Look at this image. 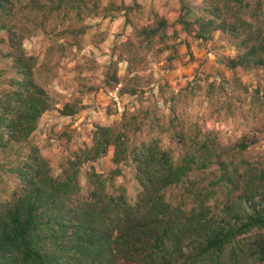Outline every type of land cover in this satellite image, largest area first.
I'll return each mask as SVG.
<instances>
[{"label":"trees","instance_id":"obj_1","mask_svg":"<svg viewBox=\"0 0 264 264\" xmlns=\"http://www.w3.org/2000/svg\"><path fill=\"white\" fill-rule=\"evenodd\" d=\"M232 4L241 6L242 12L252 7L253 0L247 4L245 0H203L202 7L183 4L185 16L178 23L188 34L196 33L199 40H212L211 33L217 30L239 40L240 54L228 59V68L264 69V20L260 19L264 4L255 0L251 15L258 26L254 30ZM99 8L94 0H0V30H7L8 43L15 49L3 58L11 60L12 69L23 77L9 80L12 90L0 93V153L30 144L29 137L54 106L51 95L34 78L37 58L27 55L22 46L25 37L20 34L32 38L38 29L48 32L56 22L54 31L62 26L63 33L79 38L87 31L81 22L86 16H98ZM139 11L143 14L141 6ZM201 11L206 16L199 15ZM156 23L155 27H137V42H131L127 50L138 51L140 41L149 47L160 43L162 51L174 48L168 41L180 38V32L170 38L168 22L157 19ZM185 92L191 99L204 92L213 105H219L213 97L228 95L224 85L215 83L197 82ZM131 94L136 90L131 89ZM239 102L234 92L217 110L226 108L235 114ZM253 104V112L264 109L260 91ZM76 113L72 107L64 110L67 116ZM154 113L145 110L120 126L97 123L93 143L75 152L62 177H55L40 149L33 147L22 156L10 170L11 175L16 174L17 186L0 201V264H264V161L251 162L220 149L211 139L199 140L198 134L191 137L184 132H176L185 149L177 158L156 136L169 128L158 116L152 117ZM176 120L178 117L171 119L170 125ZM130 129L147 132L150 138L132 147ZM253 143L242 141L239 152ZM111 150L115 164L125 162L134 169L140 187L136 201L125 187L111 192L110 177L94 167L88 171L89 193H85L88 187L82 183L81 169ZM214 165L219 168L210 185L199 187L207 182L208 177H202L198 188H192L197 185L192 175H203ZM181 185H186L182 200L172 203L167 190ZM219 188L226 192L221 208L210 205L221 192Z\"/></svg>","mask_w":264,"mask_h":264},{"label":"rangeland","instance_id":"obj_2","mask_svg":"<svg viewBox=\"0 0 264 264\" xmlns=\"http://www.w3.org/2000/svg\"><path fill=\"white\" fill-rule=\"evenodd\" d=\"M94 1L99 3L100 14L84 18L81 26H84L87 31L83 36L76 38L74 34H65L62 32L65 30L62 26L58 31H54L53 28L56 25V22H54L50 25L51 27L48 32L38 29L32 38L29 39L33 52L39 51L45 55L46 60L54 59L56 62L55 67L57 71L53 78L57 79L58 83L54 88L45 87L53 99L54 106L43 115L38 127L40 135L43 138L49 141L56 139L58 143L60 141L67 142L68 155L59 163V172L58 174H54L55 177L63 176L64 170L69 166L70 159L74 158L75 152L93 143L97 123L120 126L122 122H127L134 115L142 116L145 110L148 109L152 112L155 111L152 117L156 118L158 116L168 126L167 133L161 134L158 131L156 136L161 137L163 147L171 149L177 158H180L184 154L185 149L183 143L179 142L176 132H184L191 137H195L198 134L199 140L211 139L220 149H225L230 154H236L240 158L244 157V159L251 162L264 161V140H262L264 138V127H251L248 132H241L237 137L236 132L240 131V128L235 127L234 120L239 111L241 118L245 121L250 119L255 123H259L260 115L264 113V109L260 112H253V102L257 91H260V96L264 99V69L238 68L239 71H237L238 69H230L226 66L228 59L232 58L229 56H224L222 59L218 58L216 63L210 65L209 61L215 55L212 49H216L217 46L212 45L211 40H199L196 37V33L188 34L186 31L191 40H180L178 38L176 40H180L179 45H175L172 49L162 51L160 43L149 47L146 43H141L140 41V49L138 51L134 49V51L130 52L127 50V46L131 42H137V27L129 16L132 9H124L125 16L123 23L120 24L117 23V18L113 15V11H120L121 9H114V5L112 4L108 7H102L105 4V0ZM168 2L170 0H159L161 7L152 9V18L155 22L157 19H165L169 24L168 17L161 15ZM179 2L181 7L183 4L202 7V5L196 3V0H179ZM140 6L143 9V5L138 4V11ZM140 18L143 19V14H141ZM85 21L90 22L85 23ZM126 25L133 26L135 40L130 37L123 44H117L116 41L124 35L122 29ZM93 29H103L102 32L96 33L97 36L104 37L101 40L102 43L108 38H112V44L109 45L108 52H103L99 49L98 45L93 44V47L97 51L89 50L88 53H85L88 42L83 40V37ZM1 41H3L2 37H0V43ZM220 47H223V45H220ZM181 48H183V52H181ZM97 52H100L101 59L104 56L119 54L118 59L122 62L127 55L131 57L132 61L127 71L130 73L133 70H137L145 74L133 77L132 81H129V84H135L134 87L126 85L120 88V91L115 96H112L116 87L122 82L118 76V68L115 62L107 65L108 71L104 73V79L100 83L92 82L93 80H99V77L89 78L83 76L85 70H92L89 67L90 64L96 65L99 63L95 59ZM166 52L169 53L167 56H165ZM140 53H144V55H140ZM3 54L0 52V57L3 58ZM3 59L5 60V58ZM80 61H83V63ZM61 72L63 75H61ZM229 73H231V79H229ZM115 76L118 77L119 83H117ZM217 77H219V81L216 79ZM160 80L163 81V84H159ZM197 82L204 85L215 83L219 86L224 85L225 87L232 85V93L236 92L237 96L241 99L235 114L226 108L218 111L208 95H205L209 110L201 115L205 107L204 102L200 101L198 96L194 99L187 97L185 92V89L189 85ZM8 83L9 81H7ZM153 85H157V87H153ZM131 89L136 90L135 95L131 94ZM169 89H176L178 91L175 92V95L166 98L165 93ZM122 91L124 92L122 93ZM84 96H90L92 102L85 103L83 100ZM180 99L192 101L189 105L192 108L190 113L187 111L183 113H178V110L173 111V107L177 108L176 102ZM161 105L164 109H167V112L164 114H161ZM66 107L74 108L77 113L73 116L65 115L64 110ZM220 112H226V119H221L218 115ZM177 117L178 120L175 121V124L170 125V120ZM227 120H233L235 127V131H233L231 136L227 135L223 128L217 127V125L223 123L226 128ZM41 124H43V127H41ZM57 128L60 129L59 133H55ZM48 129H51L55 135L49 136ZM128 137L132 147H135V145L148 140L150 135L147 132H134L130 129ZM35 139L33 137L30 144H20L18 145L19 147L13 150L0 153V201L6 200L17 186L16 174L11 175L10 170L17 166L22 156L32 152L33 147L41 151L39 145L33 142ZM165 141H167V144H165ZM242 141L254 143L247 151L239 152L238 145ZM61 147L65 146L61 145ZM113 158L114 151L111 150L108 156L98 162L85 165L81 169L82 183L86 188L88 187L87 189L85 188V193H89L88 171L91 167H94L97 172L105 173L106 176L110 177L108 186L111 192L125 187L133 201H136L140 187L135 179L133 167L131 165L128 166L125 162L117 165L114 163ZM218 168L219 165H214L210 171H207L203 175L202 172H195L191 179L193 182L196 181L197 185L195 187L192 186V188H198V183L202 181V177H208L207 182L200 184L199 187L210 185L211 181L215 178L214 173ZM117 169H121V175L113 174ZM185 187L186 185H181L170 188L167 190V199L172 203H180L185 193ZM221 189L219 188L221 192L210 202L211 206L222 207L226 199V192ZM188 201H191L190 196H188Z\"/></svg>","mask_w":264,"mask_h":264},{"label":"clouds","instance_id":"obj_3","mask_svg":"<svg viewBox=\"0 0 264 264\" xmlns=\"http://www.w3.org/2000/svg\"><path fill=\"white\" fill-rule=\"evenodd\" d=\"M248 0H245V3L247 4ZM196 3L198 5H203V0H196ZM261 4H264V0H260ZM110 4L114 5V9H121L120 11H113V15L117 18V23L122 24L123 19L125 16L124 9L131 8L132 12L129 13V16L133 19L134 25L138 27L139 29H143L147 26H156L155 20L152 18V9L160 8L161 5L159 4V0H105V4L102 5V7H108ZM141 4L143 5V19H141V12L137 10V5ZM206 7V5H205ZM231 7L239 12V16L242 20L247 21L249 24L253 25V30L255 29L257 25V20L252 18V11L256 7L255 0H253V5L251 8L245 7L244 10L241 12L239 11L240 7L239 5L232 4ZM161 15H166L169 19V27L167 29V36L173 37V34L177 31L180 32V40H191V37H188L187 33L184 31L183 24L177 23V20L181 16H185V13L181 11V4L179 0H170V2L167 3L166 8L163 9L161 12ZM199 15L206 16V13L201 11L199 12ZM186 19L188 17H185ZM208 19H215V17L207 16ZM261 20H264V17H260ZM90 21H85V23H89ZM221 23V21H217V24ZM31 27V25L29 26ZM13 31H16V29H13ZM103 29H93L92 31L88 32L86 36L83 37V40L88 42V46L85 48V53H88L89 50L91 51H97L96 48L93 47V44L98 45L99 49L103 52H108L109 45L112 44V38H108L105 42H101V40L104 39L102 36H97L96 33L102 32ZM122 31H124V35L120 37L116 41L117 44H123L125 40L128 38H133L135 40V37L133 36V26H125ZM20 35H24L25 39L23 41V48L28 49L27 55L28 56H35L37 59L35 61L34 67L32 69L34 73V78L37 80L38 83L41 84V86H44L46 88H54L56 84L58 83L57 79H54L55 73L57 71L55 67V60L54 59H45V55L41 54L39 51H32V44L29 42L30 37L26 33H21ZM160 35H164L163 32L160 33ZM212 40L211 44L216 45V49H212V51L215 52V55L213 56L212 60L209 61V64L216 63L217 59H222L224 56H229L232 58L237 57L240 54L239 50V40H233L231 37L227 36L222 30H217L213 33H211ZM0 37L3 38L5 41L4 43H0V52L2 53H8L12 52L15 49H13L10 44L8 43V32L7 30H0ZM156 40L160 39V36H157L155 38ZM243 39V37H241ZM180 40L176 39H170L168 43L173 45H179ZM220 45H223V47H220ZM159 47V45H157ZM183 48H181V52H183ZM169 53H165V56H167ZM118 55H109L104 56L102 59L100 57V52H97V55L95 57L96 60L99 61L96 65H89V67L92 69L91 71L85 70L83 72L84 77H99V80H93V83H100L104 79V73L108 71L107 65L110 63L115 62L117 68H118V76L121 78V84L116 87L115 92L112 93V96H115L116 93L120 91V88L125 87L126 85L128 87H134L135 84H129V81H132L133 77L144 75L145 73L139 72L137 70H133L130 73L127 71L129 68V64L132 62L131 57L127 56L125 57V60L122 62L118 59ZM140 55H144V53H140ZM83 63V61H80ZM12 61L11 60H4L2 57H0V93L3 91H11L12 89L8 88L7 81L11 79L16 80H22L23 77L18 76L16 72L11 67ZM222 67V65H221ZM239 71V69L237 70ZM61 75L63 73L61 72ZM229 79H231V73L228 74ZM125 77H127L125 79ZM219 81V77L216 78ZM87 83V81H85ZM159 84H163V81L160 80ZM153 87H157V85H153ZM228 88V95H217L213 97V102L219 101V105L224 104L225 101L228 100L229 96L232 95V85H227ZM178 91L176 89H169L166 91L165 96L166 98L169 96L175 95V92ZM205 91L207 89L205 88ZM79 95V93H77ZM198 99L202 102H204V111L201 112V115H203L206 111H208V101L205 97L204 92H201L198 96ZM83 100L85 103H91L92 98L90 96H84ZM192 103L191 100L185 101L183 99H180L176 102L178 113H183L185 111L191 112L192 108L189 107V105ZM219 105L214 103V106L219 107ZM161 114H164L167 112V109H164L161 105ZM218 115L221 117V119H226V112H220ZM235 120V127H239L240 131L236 132V136L238 137L241 132H248L251 127H264V113H261L259 123H255L252 120L245 121L241 118L240 112L238 111L236 116L234 117ZM41 127H43V124H41ZM218 128H223L224 131L227 133V135L231 136L233 131H235V127L233 124V120H227V127L225 128L224 124L217 125ZM49 133V136H54L55 133H59L60 129L57 128L55 130V133L52 132L51 129L47 130ZM33 137L36 139L33 141L34 143H37L39 147L41 148V154L44 158H46L49 161V167H51L54 170L53 174H58L59 169L58 165L61 163L68 155L67 151V142L66 141H60L57 142L56 139H52L51 141L43 138L40 135L39 129L32 133V137H29V140H32ZM264 140V138H262ZM165 144H167V141H165ZM61 145H64L65 147H61ZM19 147V146H17ZM15 159V157H13Z\"/></svg>","mask_w":264,"mask_h":264}]
</instances>
